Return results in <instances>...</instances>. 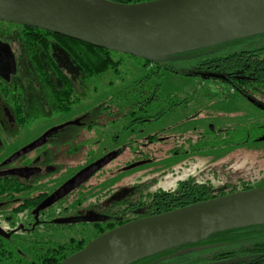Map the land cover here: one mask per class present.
Returning a JSON list of instances; mask_svg holds the SVG:
<instances>
[{"label":"rangeland","instance_id":"374dc122","mask_svg":"<svg viewBox=\"0 0 264 264\" xmlns=\"http://www.w3.org/2000/svg\"><path fill=\"white\" fill-rule=\"evenodd\" d=\"M114 57L123 58V64L119 75L113 77V86L105 81L98 83V90L83 94L73 110V116L86 110L97 116L86 136L90 138L88 153L78 154L76 171L89 167L98 157L114 155L89 178L96 186L94 195L134 185L154 192L192 178L210 180L215 187L239 177L264 187V126H260L264 114L250 98L220 79L160 69V78L154 76L152 81L161 83L158 106L143 114L154 116L157 110L166 114L142 124L133 122V115L127 114L114 120L104 113V104L150 69L137 58L120 53ZM184 62L168 64L181 68ZM112 110L116 108H108ZM151 134L159 137L153 143L146 138ZM63 224L49 227L40 238L57 246L71 238L91 237L85 224ZM0 264L16 263L5 257Z\"/></svg>","mask_w":264,"mask_h":264},{"label":"water","instance_id":"95a60500","mask_svg":"<svg viewBox=\"0 0 264 264\" xmlns=\"http://www.w3.org/2000/svg\"><path fill=\"white\" fill-rule=\"evenodd\" d=\"M263 5L264 0H150L127 4L111 0H0V20L164 61L184 58L187 51L264 33V29L203 32L208 26ZM208 76L220 77L216 73ZM41 143L35 141L14 157ZM109 159L111 156L101 158L80 170L43 206L99 170ZM262 221L264 187L238 190L115 226L59 264H128L183 241L203 239L219 229ZM0 234L7 235L2 228Z\"/></svg>","mask_w":264,"mask_h":264},{"label":"flooded vegetation","instance_id":"af4514ba","mask_svg":"<svg viewBox=\"0 0 264 264\" xmlns=\"http://www.w3.org/2000/svg\"><path fill=\"white\" fill-rule=\"evenodd\" d=\"M26 37L31 43L26 44ZM67 46L65 39H57L50 33L39 32L36 35L31 29L24 31L22 25L16 22L0 20V183L8 181L6 183L10 188L0 189V228L7 235L12 230L35 225L44 227L46 232L53 224L91 222L92 210H96L94 206L102 201L105 203V198L107 200L118 193L128 195L135 190L149 191L134 185L94 195L96 186L89 179L92 173L58 199L43 206L69 179L84 169L80 167L76 171L80 162L78 154L88 153L90 138L86 139V136L92 119L97 117L87 110L73 116L76 106L70 108L68 104L71 94H86L88 83L86 72L74 61ZM253 104L264 114V103ZM103 110L104 113L111 112ZM38 117H42L43 122L37 121ZM211 130H214L213 124ZM222 131L226 132L227 128ZM154 140L149 141L153 143ZM167 140H164L166 144ZM35 141L42 143L14 157L20 149ZM192 179L182 180L176 187ZM239 180L246 179L238 177L232 183L215 187L209 180V184L215 190L236 184ZM250 181L251 188H256L255 182ZM17 186L19 188H15ZM23 203L26 207L22 208ZM108 204L111 211L118 209L114 204ZM128 207L122 213L131 208L132 211L137 209ZM4 236L0 234V245Z\"/></svg>","mask_w":264,"mask_h":264},{"label":"trees","instance_id":"16d2710c","mask_svg":"<svg viewBox=\"0 0 264 264\" xmlns=\"http://www.w3.org/2000/svg\"><path fill=\"white\" fill-rule=\"evenodd\" d=\"M111 1L127 4L146 0ZM22 28L24 31L31 29L36 35L39 32H44L55 35L57 39H65L68 42V52L86 72L87 92L97 91L98 83H103L102 81L113 86V77L119 75V69L123 64V58L116 59L114 54L120 53L127 57L137 58L142 61L143 67L150 68H147L148 71L145 75L121 89L104 104L103 109L105 110L112 106L116 108V110L107 112V116H111V119L114 120L118 115L127 114L133 115V122L142 124L166 114L163 110H157L154 116L143 114L158 106L160 98L158 89L161 83L152 84V81L154 76L156 79L160 78V69H172L186 75H196L207 79H220L230 83L237 93L244 92V95L251 101L264 103V33L209 46V48L187 51L184 54L185 57L181 59L151 61L120 51L93 46L75 38L59 36L39 27L22 25ZM25 40L26 44L31 43L28 37ZM175 61H185L186 65L179 68L176 64L173 67L168 64ZM210 73L219 74L220 77L208 76ZM71 95V100L68 102L70 108L82 100L83 94L74 92ZM256 99L257 101H255ZM146 138L155 139L156 135L151 134ZM6 182L8 181L0 183V189H10ZM250 182V180H239L236 184H229L214 190V187L209 184V180L200 182L192 179L181 182L175 189L164 190L161 188L154 192L135 190V193L128 195L118 193L113 197H108L107 200L105 198V203L102 201L94 206L96 210H92L91 222H83L87 226L85 230L91 232L89 240L71 238L67 244L60 243L53 246L48 244L49 240L46 242L42 237L40 238L45 230L44 227L35 225V227L22 230L15 229L10 235L3 237V244L0 245V263L6 257L16 264H59L72 253L81 250L93 238L115 226L137 220V218L181 208L193 204V202L204 201L238 190H247L252 187ZM109 202L118 209L111 211V208L107 207ZM127 203L129 207H137V209L132 211L131 208L122 213L128 207ZM23 207H26L25 203L22 204ZM72 224L70 223L71 226ZM57 225L53 224L55 227ZM128 264H264V221L219 229L207 234L203 239L183 241V243L163 248Z\"/></svg>","mask_w":264,"mask_h":264},{"label":"bare ground","instance_id":"6f19581e","mask_svg":"<svg viewBox=\"0 0 264 264\" xmlns=\"http://www.w3.org/2000/svg\"><path fill=\"white\" fill-rule=\"evenodd\" d=\"M264 29V5L256 6L242 13L241 15L232 16L218 24L208 26L204 33L221 32V31H242Z\"/></svg>","mask_w":264,"mask_h":264}]
</instances>
